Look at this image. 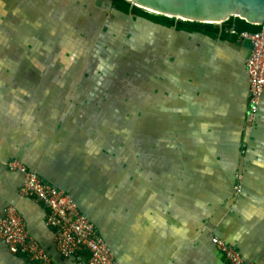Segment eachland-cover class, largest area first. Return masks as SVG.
Listing matches in <instances>:
<instances>
[{
	"label": "crops",
	"instance_id": "obj_1",
	"mask_svg": "<svg viewBox=\"0 0 264 264\" xmlns=\"http://www.w3.org/2000/svg\"><path fill=\"white\" fill-rule=\"evenodd\" d=\"M174 37L165 38L164 62L150 60L149 86L124 75V51L106 45L89 59L103 68L98 76L88 68L79 77H46L52 86L40 92L15 86L39 77H0V215L15 207L56 264H85L87 254H60L47 207L21 193L24 175L8 166L13 160L70 194L119 264H228L213 237L264 264V92L249 122L251 49L240 37ZM11 38L7 48L30 41ZM0 264L36 263L0 238Z\"/></svg>",
	"mask_w": 264,
	"mask_h": 264
},
{
	"label": "rangeland",
	"instance_id": "obj_2",
	"mask_svg": "<svg viewBox=\"0 0 264 264\" xmlns=\"http://www.w3.org/2000/svg\"><path fill=\"white\" fill-rule=\"evenodd\" d=\"M106 4L98 0H0V77L13 80L24 73L39 77L40 83L30 78V84L15 86L40 92L52 86L47 82L49 77H79L88 68L98 76L103 68L89 67V59L93 49L100 50L95 46L102 42L101 31L105 32L108 23L101 21L97 10L110 12ZM13 33L29 38L28 45L7 48ZM14 60L16 63H11ZM61 86L73 90L78 84L62 82ZM135 90L131 86L123 93L128 98L124 101L127 107L134 102ZM104 97L116 104L114 97L107 93Z\"/></svg>",
	"mask_w": 264,
	"mask_h": 264
},
{
	"label": "built area",
	"instance_id": "obj_3",
	"mask_svg": "<svg viewBox=\"0 0 264 264\" xmlns=\"http://www.w3.org/2000/svg\"><path fill=\"white\" fill-rule=\"evenodd\" d=\"M239 37L248 39L252 45L245 59V71L249 80L248 121L253 122L264 92V30L243 31ZM8 166L19 169L24 175L21 193L47 207L46 223L54 230L56 247L62 256L79 257L86 253L85 264H119L95 224L80 212L70 194L44 181L36 171L18 160L11 161ZM0 238L11 252L25 255L36 264H56L47 249L29 234L24 220L13 206L7 207L0 215ZM212 241L228 264H252L244 261L240 253L224 240L213 237Z\"/></svg>",
	"mask_w": 264,
	"mask_h": 264
},
{
	"label": "water",
	"instance_id": "obj_4",
	"mask_svg": "<svg viewBox=\"0 0 264 264\" xmlns=\"http://www.w3.org/2000/svg\"><path fill=\"white\" fill-rule=\"evenodd\" d=\"M111 2L110 0H107ZM146 11L172 16L177 19L201 22L222 23L231 16H238L250 23L263 24L264 30V0H128ZM114 21H108L105 32L101 31L102 42L97 44L98 49L107 46L110 53L118 49L130 59H125L124 67L120 70L129 78L145 81L144 87L149 86L150 60L165 61L167 35L175 36L176 42L183 40L182 35L192 33L207 38L210 36L199 33L179 30L175 26H165L151 21L143 16L125 13L116 8L112 9ZM120 19H115L119 18ZM112 16V15H111ZM134 18V20H133ZM248 49L252 45L248 39H243ZM105 44V45H103ZM122 49V50H121ZM152 49V50H151ZM108 53V51H107ZM118 62L123 58L121 53L116 54ZM179 58V57H178ZM177 58V59H178ZM108 65H111L108 63ZM129 74V75H127ZM141 84L139 87L142 88Z\"/></svg>",
	"mask_w": 264,
	"mask_h": 264
},
{
	"label": "trees",
	"instance_id": "obj_5",
	"mask_svg": "<svg viewBox=\"0 0 264 264\" xmlns=\"http://www.w3.org/2000/svg\"><path fill=\"white\" fill-rule=\"evenodd\" d=\"M110 1L116 9L125 13L131 11L132 13L165 26H175L179 30L199 32L215 38L219 36L223 40L236 41L239 38L240 33L243 31L256 32L263 29V24L250 23L246 19L238 16H231L222 23L183 20L164 14H156L146 11L133 5L128 0Z\"/></svg>",
	"mask_w": 264,
	"mask_h": 264
},
{
	"label": "flooded vegetation",
	"instance_id": "obj_6",
	"mask_svg": "<svg viewBox=\"0 0 264 264\" xmlns=\"http://www.w3.org/2000/svg\"><path fill=\"white\" fill-rule=\"evenodd\" d=\"M105 1L109 4L108 6H110V8H111V9H110V12H108V13H113V12H112V9L115 8V7L113 6L112 2H109V1H107V0H105ZM127 13L132 14V15H137V14H135V13H132L131 11H130V12H127ZM84 36L87 37V35H84ZM110 61H111V62H116L115 59H114V57H112ZM117 66L120 67V66H122V64H118Z\"/></svg>",
	"mask_w": 264,
	"mask_h": 264
}]
</instances>
